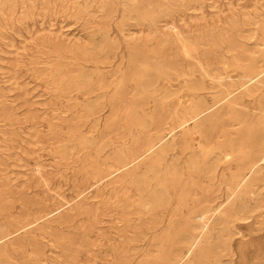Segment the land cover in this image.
Segmentation results:
<instances>
[{
	"label": "rangeland",
	"instance_id": "obj_1",
	"mask_svg": "<svg viewBox=\"0 0 264 264\" xmlns=\"http://www.w3.org/2000/svg\"><path fill=\"white\" fill-rule=\"evenodd\" d=\"M128 5L126 0H0V232L8 233L0 243V264H162L170 255L164 231L174 205L162 210L165 222L157 226L162 213H148L133 178L152 165L149 141L165 135L163 143H173L187 158L195 143L205 142L197 127L226 117L227 109L216 101L218 82L206 78L199 94L212 108L198 126L180 125L181 109L191 101L189 87L201 80L202 70L239 80L243 62L212 40L237 35L230 32L236 22L246 23L245 34L256 19L264 25V0H148L140 14L129 13ZM144 8L154 11L156 21ZM263 31L262 26L257 31L259 41ZM202 39L207 47L198 43ZM190 41H197L193 55ZM253 42L243 40L247 48ZM144 64L159 73L147 104L136 93ZM82 75L88 77L84 87L74 83ZM256 101L257 96L246 100L251 112ZM222 139L221 134L212 145ZM124 155L132 162L118 169ZM199 183V192L209 185L205 178ZM211 197L213 208L224 201L215 188ZM209 215L213 231L218 212L210 209ZM254 216L236 224L239 234L223 264H264V227L259 230L261 217ZM189 263L201 264L194 253L181 261Z\"/></svg>",
	"mask_w": 264,
	"mask_h": 264
},
{
	"label": "bare ground",
	"instance_id": "obj_2",
	"mask_svg": "<svg viewBox=\"0 0 264 264\" xmlns=\"http://www.w3.org/2000/svg\"><path fill=\"white\" fill-rule=\"evenodd\" d=\"M126 1H128L130 5L129 13L140 14L139 7L146 3L148 0ZM88 6L86 5V8ZM143 11H146L145 8ZM145 13L143 12L144 15L156 21L155 19L157 17L155 16L154 11H146ZM245 25L246 23L236 22V24L230 26V32L231 30H235L237 32V35L220 34L219 36L216 35L217 37L212 40L215 46L220 47L222 45H227V48L235 52V55L238 57V59L243 62L240 66L241 69L239 70H242V75H239V80H225L220 74V71L219 73L215 71L217 69L211 70L206 69V67L204 70H202L200 78L201 80L194 81L189 87V96H191V101L188 105L184 106L183 109H181V111L183 110L182 113L184 114L182 118L183 120H181L182 122L180 125L184 128V125L188 124L189 122H194V124H197L196 126H198V122L206 117L210 108H212L211 106H208L206 104L207 102L202 99L203 96L200 97L199 94V91L205 89L206 78H209L207 80L218 82V87H220V90L218 92V96H216V101L221 104V109L222 107H225L227 109L226 117H222V119L218 122L212 120L213 122L208 127H206L205 125L197 127L196 133L198 134L199 139L201 137L205 142L203 144L194 142V146L197 144L201 148V151L196 152V149L193 146L187 158L176 153V148L174 145H172L173 143H163L165 135L160 136L158 139L156 137V141H149L146 150L148 153L154 152L152 165L147 172L143 171V174L141 173V175L133 178V185L137 188L144 203L148 207V213L149 211L154 213H162V216H160L158 220H155L157 222V226H162L165 222V211L162 210L174 205L173 210H170V218L164 231L166 233L165 238L170 243V255L162 264H181V261L186 256L193 253L195 254V260L201 264H223L222 258L232 253L231 243L233 237L239 234L236 227V224L238 222L244 224L251 221L255 214H258L261 217V220L259 222V230H262L264 227V37L261 41H259L257 33L258 29L261 26L264 30V25L258 19L252 21L251 25H254L255 28L251 29L248 34H245V32L247 31L245 29ZM211 32L212 31H210V33ZM244 39H249L250 41L254 40L255 46L253 48H247L243 43ZM190 42L189 55H193L197 41H192L191 43ZM198 43L202 45V47H207L208 45V43L203 39ZM161 44L164 45L165 43L161 42ZM103 45L105 46V44ZM104 46L102 47V49L104 48ZM141 69L142 70L136 78V93L139 98L143 99V102L147 104L150 99L153 98L152 93H155L154 89L156 90L155 87L159 81V73L158 75H156L153 71L147 69L146 66ZM230 70L232 71V69ZM195 72H197V69H193L191 71V75L196 74ZM160 76L163 77V75L161 74ZM168 77L170 79H173L175 76H171L170 74H168ZM228 77L230 76L228 75ZM185 78L188 77L186 76ZM163 80L165 81V78ZM176 80L179 79L176 78ZM61 81L62 80H60V83ZM74 83L78 86L84 87L88 83V77L86 75H82L77 80H75ZM62 84H64V81ZM101 96L103 97V95ZM256 96L257 101L254 105V108H256V110L254 112H251L250 108L246 104V100L251 103V101ZM213 100H215V97ZM176 108H178V106ZM179 117H181V115ZM174 121L176 123V120ZM170 124L172 125L174 124V122H170ZM174 125L178 126V124ZM173 128L171 127L170 129ZM186 130L188 129H185L184 131ZM221 134L223 139L213 146L212 143L214 142V139L219 138ZM170 136L172 135H169V138H171ZM195 136L196 135H194V138H196ZM173 137L171 141L175 140ZM196 139H198V137ZM193 140L195 141V139ZM115 154L117 153L115 152ZM131 162L132 160L127 156H121L118 159V169L127 168L131 164ZM221 165L223 167H221ZM225 170H229V172L226 173ZM184 176H186L187 178L185 182L183 181ZM202 178H205L209 182V185L202 187V192H199V182L202 181ZM198 179L199 182L197 181ZM254 186H257L256 191L253 190ZM214 188L215 190L222 191L224 195V201L221 202L216 208H213V206L210 204L214 202V199L211 197ZM224 205H227L228 208H225L229 209L225 214L221 209V207ZM127 207H129V204L126 205L125 208ZM198 207L200 209L196 210L198 209ZM210 209H214L215 212L217 211L219 216H216L217 218H219V221L218 223H216L214 229H212L213 231L208 230V220L211 216L209 215ZM189 210H191L192 213L188 212ZM184 218H186L187 220L183 221ZM7 236L8 233L0 232V243L4 241ZM162 240L164 241V239ZM160 247L161 246H159V248ZM3 264L8 263L4 262Z\"/></svg>",
	"mask_w": 264,
	"mask_h": 264
}]
</instances>
